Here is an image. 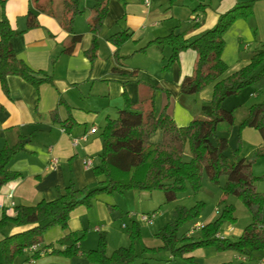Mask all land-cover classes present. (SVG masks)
Returning a JSON list of instances; mask_svg holds the SVG:
<instances>
[{"label":"crops","instance_id":"crops-1","mask_svg":"<svg viewBox=\"0 0 264 264\" xmlns=\"http://www.w3.org/2000/svg\"><path fill=\"white\" fill-rule=\"evenodd\" d=\"M96 1L81 0L83 14L75 19L74 31L82 39L68 51L71 35L57 17L49 14H60L62 5L56 8L57 0L46 7L47 12L38 8L34 0H0V19L4 5L5 15L15 31L26 30L30 13L37 18L40 27L14 37L12 46L17 58L39 78L48 75L53 79L52 84H44L36 89L22 78L10 76L8 94L0 83V150L26 138V151L8 165L10 172L19 173L22 177L1 188L0 214L14 215L18 206H34L42 200L53 201L72 182L79 189L96 188L98 179L93 168L100 164L103 145L101 133L107 118H117L118 111L125 108L124 91L131 103L136 105L149 97L151 87H157L156 115L165 112L180 127L188 126L193 119L201 117L203 106L210 102L212 87L195 95L181 93L183 80L194 73L198 59L196 51L188 49L182 52L171 69L165 71L172 49L167 47L161 50L152 46L142 52L150 42L171 33L184 34L185 39L193 40L214 28L220 16L237 3L254 1L253 16L236 21L225 35L223 60L228 65L226 76L244 67L252 53L264 43V0H152L149 6L145 0H127V5L110 0L99 35L98 57L91 63L85 52L92 43L89 22ZM123 31L128 32L131 39L118 50L109 38ZM116 68L133 75L114 73ZM260 94L263 95V101L264 88L257 91L250 87L223 103L225 109L235 110L236 121L232 126V134L238 136L239 124L247 116L249 108L256 104L252 100H259ZM60 100L64 102L60 104ZM55 110L57 121L52 118ZM67 120L72 122L69 127L64 125ZM241 136L244 158L248 159L259 148L264 150V138L257 130L245 128ZM74 140H78L77 145H74ZM161 140L160 131L151 137V141L156 144ZM54 158L58 164L52 168L50 166ZM86 160L92 162L91 167L84 164ZM252 173L256 177L264 175V158L253 165ZM108 204L116 205V209L119 207L111 202V197L104 196L94 202L90 210L83 207L76 209L71 216L69 229H60L54 237L44 238L39 250L49 244L64 250L67 246L57 243L69 233H76L78 238L85 234L84 240L87 241V230L93 222L101 224L96 225V228H100L99 233L111 237L115 221L111 214L115 210H110ZM216 217L213 214L205 224L213 222ZM29 228L12 227L8 234L13 235ZM238 231L233 225L228 228V232L234 235L231 239L240 237L243 229ZM3 237L0 236V241ZM79 246L80 252L73 258L49 254L29 261L32 251H28L14 264H89L82 255L87 252L82 250L83 243L80 242ZM159 246L158 241L153 247ZM208 249L215 251L213 248ZM208 255L214 256L213 252H208ZM235 255L236 259H242ZM191 256L195 258L196 264H200L193 253ZM0 264H4L1 248Z\"/></svg>","mask_w":264,"mask_h":264},{"label":"trees","instance_id":"trees-1","mask_svg":"<svg viewBox=\"0 0 264 264\" xmlns=\"http://www.w3.org/2000/svg\"><path fill=\"white\" fill-rule=\"evenodd\" d=\"M40 1L34 0L38 8L47 12L48 6L41 4ZM109 1L97 0L92 8L89 22L92 43L85 52L91 63L98 57L99 35L108 13ZM118 1L127 5V0ZM2 10L0 83L4 92L9 93L10 76H18L36 89L44 84H52V77L43 75L39 78L31 68L18 59L12 46L14 37L40 27L37 18L30 13L27 17L26 30L15 31L5 15L4 5ZM49 14L57 17L62 27L71 35V46L68 48V51H71L82 39V36L74 31L75 19L83 14L81 0H63L60 14L55 12ZM253 14L254 1L237 3L220 16L214 28L193 40L185 39L184 34L171 33L143 48L142 52L152 46L161 50L167 47L172 49V54L164 67L165 71L171 69L182 52L188 49L196 51L198 59L194 73L183 80L181 93L195 95L212 87L210 102L203 106L201 117L193 119L188 126L180 127L167 113L156 115L157 87H151L149 97L136 105L131 103L124 91L125 108L118 111L117 118H107L101 133L103 145L99 156L100 164L93 168L98 186L79 189L72 182L53 201L42 200L34 206H18L14 210V215L0 214V233L4 236L0 241L3 263L14 264L18 258L25 256L31 247L41 245L48 230L59 228L67 231L73 212L80 207L90 210L94 202L101 197H114L116 194L123 195L129 191H159L165 195L166 202L171 203L188 188L197 195L202 189L205 174L212 183L221 187L225 207L213 222L205 224L200 231L194 233H199L198 236L190 235L191 229L187 234L180 235V229L187 223H192V227L198 223L205 206L203 202H198L191 208L185 206L174 208L172 219L154 235L160 242L159 247L145 245L140 222L132 220L130 226H127L131 242L129 247H121L108 255L106 233H100L96 249L82 255L89 264H155L149 261L161 253H168L173 260H182L185 264H196L191 254L202 248H213L217 252H233L247 260L253 259L258 252L264 256V192L257 188L258 183H264V175L256 177L252 173L253 165L264 158V150L259 148L248 159L244 158L241 136L245 128H253L264 138V101L249 108L247 116L239 124L236 149L230 155H227L230 149L229 139L218 136L220 125L227 124L232 127L236 121L235 110L225 109L223 103L232 96L240 95L247 88L253 87L257 91L264 88V43L252 53L244 67L228 76H226L228 65L223 60L226 33L236 21L247 20ZM130 39L131 35L123 31L111 36L109 41L119 50ZM114 73L133 75L117 68L114 69ZM63 102L60 100V104ZM56 117L55 110L52 112L54 121H57ZM71 124L70 120L64 123L67 127ZM158 131L162 132V140L156 144L151 141V137ZM25 151L26 138H21L14 146H5L0 150V191L7 183L22 177L19 173L10 172L8 165ZM222 179H225L224 183L221 182ZM229 197L239 199L251 216V223L235 240L217 237L223 226L235 225L237 222L235 206L227 203ZM108 207L110 210L117 208L116 205L110 204ZM9 227L30 228L13 235H5ZM76 235L69 233L58 241L59 246H67L64 250L49 244L43 250L32 252L29 261L49 254L67 258L78 256L79 243L85 234L79 238ZM137 244L141 245L140 254L135 249Z\"/></svg>","mask_w":264,"mask_h":264},{"label":"rangeland","instance_id":"rangeland-1","mask_svg":"<svg viewBox=\"0 0 264 264\" xmlns=\"http://www.w3.org/2000/svg\"><path fill=\"white\" fill-rule=\"evenodd\" d=\"M63 0H57L56 8L59 9V7L62 5ZM41 4L46 6H51V3L49 0H41ZM254 89L253 87H251ZM244 91V90H243ZM259 100L253 99L254 103L258 104L262 101L263 95L260 94ZM259 101V102H257ZM264 101V100H263ZM262 101V102H263ZM231 109V108H230ZM240 112L237 114V117H240ZM233 127L222 124L220 125L218 136L220 138L225 137L229 139L230 142V149L227 151V155H230L235 149H236V140H237V134H232ZM222 183L225 182V179L221 180ZM258 190L260 192L264 191V183L258 184ZM142 194V195H140ZM224 194L219 185H216L212 183L208 176L205 174L203 177V186L200 192L197 195H194L192 190L188 188V190L184 193H181L177 196V199L174 202L167 203L165 195L162 192L155 191V192H139V191H129L126 192L123 195L116 194L114 197H111V202L113 204H118L119 207L114 212H112L111 215L114 217V229L111 230V237L107 236V254L111 255L115 250L121 248V247H129L131 242L129 239V230L123 229L122 225L126 224L128 227L130 226V223L132 219L126 215L128 212L129 214H135V217L133 220H137V216L140 214L137 213H145V214H151L155 212V220L153 225H148L144 222H140L141 228H142V234L145 245L149 247L155 246L158 241L155 239V233L164 227L173 216L174 208L177 206H185L187 208L193 207L198 202L205 203V206L203 207L201 211V215L198 219V223L205 224V221L207 219H210L213 214H215L217 217L221 214V211L224 209L225 204L223 203L224 200ZM227 203L233 204L236 208L235 216L237 218V222L235 225H233L236 228L237 233L239 232V229H244L246 226H248L251 223V216L248 210L245 208L243 203L235 198V197H229ZM137 212V213H136ZM216 217V218H217ZM96 225H101L97 222L91 223L90 227L88 228V235L89 238L87 241L84 239L81 241L83 243L82 250L83 251H91L96 249L100 233L95 231ZM192 223L185 224L180 229V235H185L189 232V230L192 228ZM232 226L231 224H226L223 226L220 230V233L224 237L228 238H234V235L232 233L228 232V228ZM9 227L5 231V235H9L8 231L10 230ZM109 231V230H108ZM56 232H60L59 228H53L46 232L44 235V238L47 237H54V234ZM199 233H196L195 236H198ZM228 235V236H226ZM0 236H3L2 233H0ZM85 241V243H84ZM135 249L138 254L141 253V245L137 244L135 246ZM208 252H213L214 256H209ZM197 258V261L200 264H221L226 262H232L234 264H259V259H262V253L258 252L255 253L253 259H236L235 254L232 252L228 253H215L212 249L208 248H202L198 249L196 252L193 253ZM149 262L155 263V264H185L182 260H173L168 253H161L154 256L153 260H150Z\"/></svg>","mask_w":264,"mask_h":264},{"label":"built area","instance_id":"built-area-1","mask_svg":"<svg viewBox=\"0 0 264 264\" xmlns=\"http://www.w3.org/2000/svg\"><path fill=\"white\" fill-rule=\"evenodd\" d=\"M151 1L152 0H145V2H146V4L149 6L150 5V3H151ZM78 144V140H74V145H77ZM58 164V160L56 159V158H54L53 160H52V163H51V166L50 167H54L55 165H57ZM84 164L87 166V167H91L92 166V162L90 161V160H86V161H84ZM128 217L130 218V219H134V217H135V214H129L128 215ZM155 217H156V215L155 214H140V215H138L137 216V221L138 222H144V223H146V224H148V225H152L153 223H154V220H155ZM204 227V225L203 224H200V223H197V224H195L192 228H191V231H190V235H192V234H194L195 232H198V231H200L202 228ZM123 228L124 229H126L127 228V225H123ZM96 231H100V228H96ZM217 237H219V238H225L224 236H222L220 233L217 235ZM39 245H35V246H33V247H31L30 249H29V251H32V252H34V251H37V250H39ZM261 264H264V256H263V258H262V260H261Z\"/></svg>","mask_w":264,"mask_h":264},{"label":"water","instance_id":"water-1","mask_svg":"<svg viewBox=\"0 0 264 264\" xmlns=\"http://www.w3.org/2000/svg\"><path fill=\"white\" fill-rule=\"evenodd\" d=\"M83 199V198H82Z\"/></svg>","mask_w":264,"mask_h":264}]
</instances>
